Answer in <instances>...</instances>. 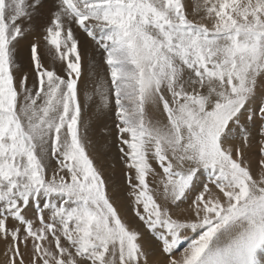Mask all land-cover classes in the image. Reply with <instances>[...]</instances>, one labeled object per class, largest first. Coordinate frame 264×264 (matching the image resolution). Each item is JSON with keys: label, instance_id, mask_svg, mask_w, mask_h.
<instances>
[{"label": "snow or ice", "instance_id": "1", "mask_svg": "<svg viewBox=\"0 0 264 264\" xmlns=\"http://www.w3.org/2000/svg\"><path fill=\"white\" fill-rule=\"evenodd\" d=\"M78 32L106 69L83 85ZM0 241L3 264H264V0H0Z\"/></svg>", "mask_w": 264, "mask_h": 264}, {"label": "bare ground", "instance_id": "2", "mask_svg": "<svg viewBox=\"0 0 264 264\" xmlns=\"http://www.w3.org/2000/svg\"><path fill=\"white\" fill-rule=\"evenodd\" d=\"M193 8L195 6H192ZM80 39V50L83 55V65H84V72L85 75L82 79V85L84 81H87L89 79L88 77V71H89V65L92 63L93 58H95L96 62L99 63L98 71L101 75H104L106 69L104 68L102 62L100 61V56L98 53L94 51V43L91 41L90 38H88L83 33H77ZM30 40V39H29ZM24 45L27 44V41L23 42ZM47 63V60L45 61ZM19 63L22 66H26L28 64V51L26 47L22 46V49L19 54ZM85 120L86 122L90 120V125L88 129V138L91 141V145L89 148V151L92 156L95 157L98 163L102 165L103 173L107 181H109L110 178L108 176L112 174H120L123 171V165L122 162L116 158L115 156L117 154V149L115 147V138L112 135H109L107 131L104 130V125L108 124L111 126V122L104 120L101 121L97 118L95 114V107L93 106L91 112H86L85 114ZM112 141V142H111ZM93 157V158H94ZM97 165V164H96ZM105 167V168H104ZM257 177H259V173L257 171ZM117 184V185H115ZM113 183L114 189L120 190L121 194H117L115 197V205L116 207L121 210L122 212H126L129 214L128 221L132 226L141 228V230L144 232V238L147 241H151L155 245V241L153 240L151 234L149 232H146L143 227L141 226V222H139L138 218L134 217V214H130V206H129V197L125 193H127L126 190V184L125 181H121L119 184ZM125 191V193H124ZM119 192V191H117ZM114 201V200H113ZM187 209L186 203H181L179 205V210H185ZM179 210H177L179 212ZM183 215H187L188 213L184 211L182 213ZM191 232H188L185 234L187 237L186 239L181 241L180 251L183 250L184 247H187V245L191 242L192 236ZM6 244L3 241H0V257L3 256V251L6 249ZM176 255H179V251L176 252Z\"/></svg>", "mask_w": 264, "mask_h": 264}, {"label": "rangeland", "instance_id": "3", "mask_svg": "<svg viewBox=\"0 0 264 264\" xmlns=\"http://www.w3.org/2000/svg\"><path fill=\"white\" fill-rule=\"evenodd\" d=\"M196 3H197V0H190V4L192 5V6H195L196 5ZM33 37H29V39L31 40ZM112 142V141H111ZM233 143L235 142V141H232ZM92 157H94V156H92ZM116 158H118V155H116L115 156ZM94 160H96L95 159V157L93 158ZM95 164H97V167L99 168V169H101L102 171H103V168L101 167L102 165H100V163H98L97 161H95ZM105 168V167H104ZM121 181H125V178H124V175H123V171H122V173H120V174H112L111 176H110V179H109V181H107L108 182V191H109V193L112 195V197H113V200H114V203H115V197L117 196V194L119 195V194H121V192H120V190H117V189H114V187H113V183L115 184L116 182L119 184ZM115 185H117V184H115ZM117 191H119V192H117ZM124 193H125V191H124ZM126 195H127V193H125ZM190 201H186L185 203H186V205H187V207H188V203H189ZM116 206V205H115ZM120 213H121V215H122V217L126 220V219H128V217H129V214L128 213H124V212H122L121 210H120ZM130 214H134L133 212H132V210H131V208H130V212H129ZM31 215V214H30ZM145 230V229H144ZM146 231V230H145ZM147 232V231H146ZM190 236H192V239H195L196 238V235L195 234H193V233H191V235ZM154 244V243H153ZM3 260H4V257H0V264H3Z\"/></svg>", "mask_w": 264, "mask_h": 264}, {"label": "crops", "instance_id": "4", "mask_svg": "<svg viewBox=\"0 0 264 264\" xmlns=\"http://www.w3.org/2000/svg\"><path fill=\"white\" fill-rule=\"evenodd\" d=\"M108 178H110V175L108 176Z\"/></svg>", "mask_w": 264, "mask_h": 264}]
</instances>
